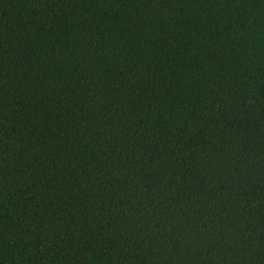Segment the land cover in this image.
<instances>
[{
	"label": "trees",
	"instance_id": "trees-1",
	"mask_svg": "<svg viewBox=\"0 0 264 264\" xmlns=\"http://www.w3.org/2000/svg\"><path fill=\"white\" fill-rule=\"evenodd\" d=\"M0 264H264V0H0Z\"/></svg>",
	"mask_w": 264,
	"mask_h": 264
}]
</instances>
